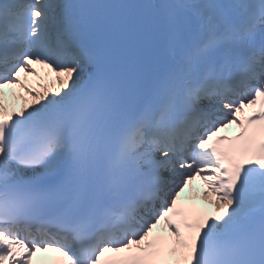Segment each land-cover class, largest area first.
<instances>
[{
  "label": "snow or ice",
  "instance_id": "snow-or-ice-1",
  "mask_svg": "<svg viewBox=\"0 0 264 264\" xmlns=\"http://www.w3.org/2000/svg\"><path fill=\"white\" fill-rule=\"evenodd\" d=\"M0 264H264V0H0Z\"/></svg>",
  "mask_w": 264,
  "mask_h": 264
},
{
  "label": "bare ground",
  "instance_id": "bare-ground-1",
  "mask_svg": "<svg viewBox=\"0 0 264 264\" xmlns=\"http://www.w3.org/2000/svg\"><path fill=\"white\" fill-rule=\"evenodd\" d=\"M10 91H11V90H10ZM197 182L200 183V184H202L199 180H197L196 183H197ZM194 191H196V189H194ZM194 191H193V190H190V193H194Z\"/></svg>",
  "mask_w": 264,
  "mask_h": 264
}]
</instances>
